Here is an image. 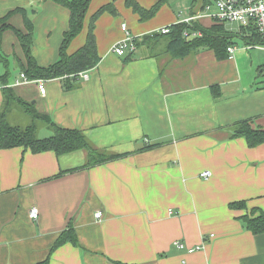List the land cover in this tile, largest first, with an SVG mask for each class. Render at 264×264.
<instances>
[{"label": "crops", "instance_id": "0c3cea01", "mask_svg": "<svg viewBox=\"0 0 264 264\" xmlns=\"http://www.w3.org/2000/svg\"><path fill=\"white\" fill-rule=\"evenodd\" d=\"M133 1L148 10L157 0ZM108 3L118 16L102 14L94 23L100 60L87 79L70 89L61 79L43 80L44 95L33 82L13 91L58 126L80 130L96 149L121 157L85 168L84 151L57 157L0 150V264L46 258L48 264H264V234L252 235L238 219L253 208L264 212V144L249 148L241 138L229 139L227 130L243 120L264 129V83L244 81L236 51L224 60L207 49L171 59L147 44L131 57L110 52L125 36L122 24L139 39L192 15L209 27L214 20L201 10L203 0H169L144 21L123 0H91L69 54L84 45L87 21ZM17 8L33 23L37 64L57 61L67 9L52 0H0V18ZM10 24L21 29V15H12ZM1 46L12 86L20 73L13 76L11 67L22 51L11 31ZM5 71L0 64V76ZM2 101L0 88V108ZM61 170L68 172L54 178ZM237 201L247 210L228 208ZM69 224L79 246L50 252Z\"/></svg>", "mask_w": 264, "mask_h": 264}, {"label": "trees", "instance_id": "16d2710c", "mask_svg": "<svg viewBox=\"0 0 264 264\" xmlns=\"http://www.w3.org/2000/svg\"><path fill=\"white\" fill-rule=\"evenodd\" d=\"M54 3L67 9L69 13L67 28L63 32L62 41L58 49V59L48 66H40L31 54L33 45L34 27L29 19L26 10L17 8L8 12L0 18V64L5 67V73L0 76V88L2 92V105L0 108V150L23 148L32 154L52 152L57 157L67 155L76 151H84L86 154L85 168L107 163L121 157L106 150L96 149L86 138L84 133L77 129L60 127L52 122L47 115L39 113L34 104L24 101L14 94L13 86H8L10 73L8 69V55L2 51V35L11 31L16 36L22 51V57H14L19 73H23L29 81L61 79L64 89H70L78 83L79 74L92 70L99 62L97 53L94 23L102 12L107 11L115 15L111 3L99 8L90 18V29L87 32L84 45L74 53L67 52L70 43L81 33L91 0H52ZM169 0H157L153 7L146 10L135 1L128 0L127 7L137 14L139 20L150 19L156 13L159 4ZM210 0H203L201 10H204ZM14 14L22 17V28H15L10 24V18ZM194 16V15H192ZM226 22L216 20L209 27H203L198 20L190 24L178 22L169 26L167 34L160 32L151 33L141 39H135L137 50L143 45H149L155 55L165 54L171 59H183L186 56L196 53L201 49L211 50L217 60L228 58L227 48L235 45V39H239L246 47L264 49V37L258 32L254 25L240 27L235 35L225 28ZM191 31H197L200 36H192ZM188 32V36L184 33ZM133 55V54H132ZM129 55L128 57H131ZM211 95L216 98L220 96V89L217 85L210 87ZM19 106L27 116L29 122L25 126L10 123V109ZM250 120L236 122L229 126V139L241 138L249 148L264 144V129H255L251 126ZM43 125V126H42ZM45 128L50 135L40 138L38 131ZM153 146L147 147L152 148ZM74 171V170H70ZM68 171L61 170L54 178H58ZM232 210H247L245 201L232 202L228 205ZM243 222L247 231L257 236L264 234V212L255 208L247 214L238 218ZM71 244L78 247L79 243L73 227L69 224L54 241L50 252L57 248ZM37 264H48V258ZM111 264H125L111 261Z\"/></svg>", "mask_w": 264, "mask_h": 264}, {"label": "built area", "instance_id": "2783aa9c", "mask_svg": "<svg viewBox=\"0 0 264 264\" xmlns=\"http://www.w3.org/2000/svg\"><path fill=\"white\" fill-rule=\"evenodd\" d=\"M205 10L209 12V18L216 20L218 22H236L241 25V27H247L249 25H254L258 32L264 37V0H210V4L205 7ZM202 16L195 15L183 19L181 22L190 24L194 20H198ZM121 30L124 32L125 36L118 42L114 43L110 52L115 54L118 57H125L137 52V46L135 44V37H132L125 24L121 25ZM157 32L161 34H167L169 32V26L159 29ZM192 36H200V33L197 31H191ZM188 32L184 33V36L189 35ZM235 49L233 47L227 48L228 58H232ZM79 77L82 79H87L86 73L79 74ZM36 83L37 88L41 95L45 94L44 81L36 80L29 81L25 78L24 74H19V77L14 80L12 83L13 87L20 86L28 83ZM210 176L209 172L205 171L201 174V177L207 179ZM37 216V211L35 208H32L30 211V217L35 219ZM100 216L99 213L95 215L96 218ZM174 245L178 249H183L184 244L181 242H175ZM199 247H196L192 250H197Z\"/></svg>", "mask_w": 264, "mask_h": 264}, {"label": "rangeland", "instance_id": "374dc122", "mask_svg": "<svg viewBox=\"0 0 264 264\" xmlns=\"http://www.w3.org/2000/svg\"><path fill=\"white\" fill-rule=\"evenodd\" d=\"M128 0H123V4L125 7H127ZM155 2V1H154ZM153 2V3H154ZM130 8V7H128ZM102 14H108L111 17L115 18L118 16V14L112 15L111 13H108L107 11L102 12ZM100 14V15H102ZM99 15V16H100ZM241 25L236 22H226L225 28L228 30H238ZM90 29V20L87 21L85 26V32H88ZM35 34V32H34ZM37 37L38 32L36 31ZM236 47H235V54L234 57L237 60L238 63V70L243 76L244 81H252L255 80L256 83L261 82L264 83V51L256 50V49H248L242 42H240L238 39H235ZM13 69V70H12ZM12 75L17 76L19 73V70L17 67H11ZM19 77V75H18ZM10 123L25 126L29 120L27 116L23 113L22 109L19 106H15L12 109H10ZM43 126V125H42ZM38 137H46L49 135L47 130L45 128H42L38 131ZM175 212L176 209H173ZM184 244L183 242H181ZM202 247V246H201ZM199 246V248H201ZM177 248V247H176Z\"/></svg>", "mask_w": 264, "mask_h": 264}]
</instances>
